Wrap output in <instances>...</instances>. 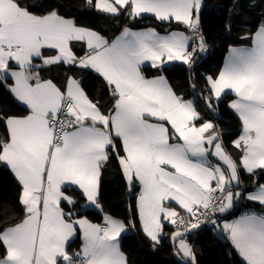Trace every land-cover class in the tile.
<instances>
[{"label": "snow or ice", "instance_id": "obj_1", "mask_svg": "<svg viewBox=\"0 0 264 264\" xmlns=\"http://www.w3.org/2000/svg\"><path fill=\"white\" fill-rule=\"evenodd\" d=\"M86 4L114 18L151 14L157 21H175L190 35L125 27L109 41L77 26L58 7L37 14L23 0H0V81L26 110L22 116L0 114L6 128L0 162L20 188L24 213L20 223L0 231V264H127L118 240L127 230L125 223L106 213L102 224L80 215L91 206L103 213L99 178L112 154L129 192L139 185L137 213L146 236L161 243L163 221L170 222L177 229L171 235L174 255L184 264H196L184 238L187 232L206 221L220 228L216 213L228 212L241 198L264 207V184L247 193L233 191L241 183L238 165L212 123L196 126L201 117L194 102L178 96L163 75L146 79L141 74L145 62L163 71L168 61H180L194 72L197 50L207 49L200 28L202 0ZM251 39V47L229 49L217 77L205 78L209 95L204 98L212 109L213 96L218 105L226 89L235 94L229 107L242 132L233 145L249 174L264 170V23ZM74 42L86 46L83 56L75 54ZM54 65L97 73L114 101L110 113L89 99L74 76L65 73L64 88L44 79L42 70ZM209 154L221 163H212ZM172 202L187 213V222ZM77 226L82 244L70 252ZM222 230L244 264H264V215L245 213L224 222Z\"/></svg>", "mask_w": 264, "mask_h": 264}, {"label": "trees", "instance_id": "obj_2", "mask_svg": "<svg viewBox=\"0 0 264 264\" xmlns=\"http://www.w3.org/2000/svg\"><path fill=\"white\" fill-rule=\"evenodd\" d=\"M202 1L200 28L205 37L207 54L203 56L204 52L197 50L194 58L196 61L194 72H190L188 66L184 64L164 67L163 71L161 68L146 67L141 72L146 78L163 75L178 96L186 101H193L201 117L195 121L196 125L208 121L214 123L224 149L238 165L240 184L243 191L247 193L254 190V187L264 184V170L248 175L243 172L242 166L239 165L240 153L233 146V141L242 131L239 118L229 107L234 96L225 95L219 100L218 105L213 96V108L209 109L204 99L209 95L205 78L218 76L231 47L252 45L251 37L264 23V0ZM23 2L37 14L45 13L52 7H58L60 14L74 19L77 26L94 30L108 40L114 38L125 27L152 28L159 33L173 30L188 32L184 25L175 21L161 22L151 17L131 19L126 14L114 18L97 11L94 7H88L86 0H23ZM85 50L84 45L74 42L76 55L83 56ZM47 52L48 50L45 54ZM65 73L74 76L80 82L83 91L92 102L99 101V107L105 115L110 113L114 101L107 90V85L94 71L58 65L42 70L44 79L52 80L61 88L66 85ZM0 114L13 116L26 114L25 108L12 98L8 87L2 81H0ZM4 136H6V128L0 124V138ZM115 143L120 145V141L116 138ZM121 155H123L122 148ZM135 189L134 187L130 195L120 166L115 155L112 154L110 161L101 168L98 201L103 207V213L89 209L82 211L80 215L90 221L102 223V216L106 213L127 225L129 233L122 236L120 248L128 264H184L174 255V246L169 240L175 231L173 227L167 225L164 227V235L159 244H154L143 234L134 200ZM19 191L20 188L13 175L0 163V231L20 223L23 219L24 213L18 203ZM85 202L86 200L83 199L80 201L81 204ZM247 211L264 213V207L242 198L234 211L226 216L232 218ZM130 220L134 221V227L128 223ZM214 228V224L207 223L185 236L193 249L196 264H244L226 235L219 231L214 233ZM79 246L80 239L76 237L70 243L69 249H78ZM3 255V249H0V258Z\"/></svg>", "mask_w": 264, "mask_h": 264}, {"label": "crops", "instance_id": "obj_3", "mask_svg": "<svg viewBox=\"0 0 264 264\" xmlns=\"http://www.w3.org/2000/svg\"><path fill=\"white\" fill-rule=\"evenodd\" d=\"M142 17H151V18H155L154 16H152L151 14H142ZM165 22V21H164ZM123 29L124 28H122V30L114 37V38H112V39H110L109 41H111V40H114L117 36H119L120 34H121V32L123 31ZM146 29H148V28H144V29H131V30H133V31H142V30H146ZM169 32H184L186 35H190L189 34V32H186V31H179V30H173V31H169ZM169 32H166V33H159L160 35H166V34H168ZM252 46V45H251ZM251 46H249V47H251ZM190 47H191V41H189V49H190ZM235 48H240V47H247V46H234ZM85 48H86V46H85ZM232 48V47H231ZM45 51H47V50H45ZM229 56V51H228V53H227V55H226V57H225V59H224V62H223V65H222V68H221V70L223 69V67H224V65H225V61H226V58ZM175 64H183L182 62H180V61H168V62H166L162 67L164 68V67H173ZM153 68L152 66H151V63L150 62H145V64H143V65H141V70L143 69V68ZM159 68V67H158ZM88 70H91V69H88ZM92 71V70H91ZM141 74H142V72H141ZM143 75V74H142ZM144 76V75H143ZM146 78V77H145ZM153 78H155V77H153ZM146 79H152V78H146ZM10 83L9 84H11L12 83V81H11V79H9L8 80ZM170 85V84H169ZM9 92H10V90H9ZM225 94H232L233 96H234V99L232 100V101H234L235 99H236V96H235V94L234 93H232L231 92V90H228V89H226L225 90V92L224 93H222L221 94V97L223 96V95H225ZM10 95L12 96V98L19 104V105H21V106H23L18 100H16V98L14 97V95L10 92ZM215 98V97H214ZM216 99V98H215ZM231 101V102H232ZM230 102V103H231ZM230 105V104H229ZM24 108H25V106H23ZM237 117H238V115L233 111V110H231ZM239 118V117H238ZM150 119V121H151V118H149ZM240 120V119H239ZM208 122H210V123H212L213 125H214V123L212 122V121H208ZM241 122V121H240ZM202 125V124H201ZM201 125H196L197 127H199V126H201ZM241 125H242V123H241ZM215 126V125H214ZM170 127V126H169ZM242 132V131H241ZM241 134V133H240ZM240 136V135H239ZM239 138V137H238ZM237 138V139H238ZM116 139H118L119 140V138H116ZM219 140H220V142H222V140H221V137L219 136ZM120 141V140H119ZM174 142V141H173ZM120 144H121V141H120ZM234 146V145H233ZM236 148V147H235ZM237 149V151L240 153V158H241V156H242V152L240 151V149L239 148H236ZM123 151V150H122ZM208 159L212 162V163H216V164H220L221 162L216 158V157H214V156H212L211 154H209V156H208ZM234 160V159H233ZM235 161V160H234ZM236 162V161H235ZM3 166H5L9 171H10V169L5 165V164H3L2 162H0ZM242 170H243V172L245 173V174H249V173H247L243 168H242ZM258 170H260V169H256L255 170V172L256 171H258ZM11 173V172H10ZM127 183V182H126ZM99 186H100V178H99ZM99 186H98V194H99ZM128 186V185H127ZM242 185L240 184V187L239 188H233V191H243V188L241 187ZM135 194H134V200H135V203H136V209H137V195H138V193H139V191H140V188H139V185L137 184L136 186H135ZM134 190V189H133ZM132 190V191H133ZM128 191H129V189H128ZM132 191L130 192V195H132ZM251 191H253V190H251ZM250 191V192H251ZM97 198H98V196H97ZM242 200V198L238 201V202H236V203H234V206H233V208L232 209H230L228 212H226V213H223L222 214V217L218 220V223L221 225V227L220 228H218L216 225H214L215 226V228H214V233H217L218 231L219 232H221V233H223V234H225L224 232H223V230H222V225H223V223L224 222H231V221H233V220H235L236 218H238V217H240L241 215H243V214H245V213H256L257 215H264V213H259V212H256V211H247V212H244V213H242V214H240V215H238V216H234V217H232V218H227V216L231 213V212H233L234 211V209L236 208V206H238L239 205V203H240V201ZM86 203V202H85ZM171 207L173 208V209H175V210H177L180 214L181 213H183V214H186L185 212H184V210L183 209H180L179 208V206L178 205H176L175 204V202H172V204H171ZM89 209H91V210H95V211H97V212H100L98 209H96L95 208V206H91ZM88 209V210H89ZM228 214V215H227ZM227 215V216H226ZM224 216V217H223ZM226 216V217H225ZM85 218V217H84ZM138 218H139V216H138ZM102 219H103V216H102ZM118 220V219H117ZM90 221V220H89ZM121 221V220H120ZM91 223H94V224H100V223H96V222H93V221H90ZM139 222H140V219H139ZM102 223H103V220H102ZM126 225V224H125ZM163 232H162V234H161V236H160V240L163 238V235H164V227L167 225V226H171V227H173V225L170 223V222H168V221H163ZM15 226V225H14ZM127 226V225H126ZM11 227H13V226H11ZM140 228L142 229V225H141V222H140ZM176 231V230H175ZM142 232H143V230H142ZM129 233V229H128V227H127V230H126V232L125 233H122L121 234V236L118 238V240H119V243H121V238H122V236H124V235H126V234H128ZM143 234L146 236V234L143 232ZM172 235V234H171ZM76 237H79V239H80V246H81V244H82V239H81V234H80V232H79V229H78V226H77V233H76V236L74 237V238H76ZM147 237V236H146ZM73 238V239H74ZM148 238V237H147ZM72 239V240H73ZM72 240L70 241V243L72 242ZM169 240L172 242V244H173V241L171 240V236H170V238H169ZM187 241V240H186ZM176 243H178V241L176 242ZM187 243H188V241H187ZM80 246H79V248H80ZM79 248L78 249H69L68 248V250L71 252V251H78L79 250ZM242 259V258H241ZM244 262V261H243ZM128 264V263H127Z\"/></svg>", "mask_w": 264, "mask_h": 264}, {"label": "built area", "instance_id": "obj_4", "mask_svg": "<svg viewBox=\"0 0 264 264\" xmlns=\"http://www.w3.org/2000/svg\"><path fill=\"white\" fill-rule=\"evenodd\" d=\"M190 34V33H189ZM198 43V42H197ZM191 47H192V43H191ZM191 47H190V49L189 50H191ZM214 164H216V163H214ZM203 211V210H202ZM181 215L182 216H184L185 217V222H187V213L186 214H183V213H181ZM222 217V214H220V213H216V216H215V218L217 219V221L220 219ZM202 219H203V217H202ZM207 223H210V222H204V223H202L201 225H200V227L199 228H201V227H203L205 224H207ZM100 224H102V223H100ZM210 224H212V223H210ZM173 228L175 229V230H177L174 226H173ZM198 229V228H197ZM181 231H183L182 229H180ZM195 229H192L190 232H187L186 233V235L187 234H189V233H191L192 231H194ZM185 235V236H186ZM185 238V237H184Z\"/></svg>", "mask_w": 264, "mask_h": 264}, {"label": "rangeland", "instance_id": "obj_5", "mask_svg": "<svg viewBox=\"0 0 264 264\" xmlns=\"http://www.w3.org/2000/svg\"><path fill=\"white\" fill-rule=\"evenodd\" d=\"M202 4H203V1H202ZM192 43V42H191ZM206 54H207V52L205 51L204 53H203V56H206ZM225 95H227V94H225ZM225 95H223L220 99H222ZM219 99V100H220ZM231 109V108H230ZM232 110V109H231ZM98 198H99V196H98Z\"/></svg>", "mask_w": 264, "mask_h": 264}]
</instances>
